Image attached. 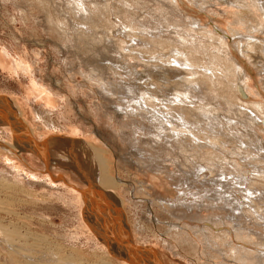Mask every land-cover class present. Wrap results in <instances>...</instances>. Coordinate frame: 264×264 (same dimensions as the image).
<instances>
[{
	"label": "rangeland",
	"instance_id": "1",
	"mask_svg": "<svg viewBox=\"0 0 264 264\" xmlns=\"http://www.w3.org/2000/svg\"><path fill=\"white\" fill-rule=\"evenodd\" d=\"M48 1L0 0V96L8 98L36 139L50 140L51 137L57 138L59 139L58 146L63 143L62 149H64V139H69V141L83 140L84 145L88 146H84L85 151L90 150V155H92L90 157H93L89 158V155L87 156L89 167L94 175L95 182L93 184L95 186L93 187L80 176L81 169L79 167L76 169L75 162L77 163L78 160L76 156L77 147L74 148V146L67 143V145L69 144V148H66L68 150L64 151L67 156L61 153V146L57 149L51 148L47 169L45 163L35 153L22 150L14 145L13 135L9 127L6 126L8 134L0 131V264H48L53 261L54 257L64 260L60 264H99L100 261H105V264H122L124 260L114 256L108 249L109 256L89 238L86 232L82 234L78 218L79 206L68 202L66 197L63 199L61 192L55 190L58 187L59 189L64 188L69 190L72 189V186L86 189L88 188V184L92 186L91 188L96 187V189L105 191L116 198L118 209L122 212L133 242L140 246L152 247L159 255L161 264H206L210 261L208 252H201L200 254L197 251L198 254H195V248L193 249L191 245L186 246L188 244L186 241L180 242L176 240V235H172V233L170 236L166 235L167 241H164L162 237H164L163 232H165L166 226L163 224L155 226V224H152L146 218L147 206L145 202L140 200L141 197H145V194L139 195L135 190L137 181L144 177L138 175L133 168L131 169L125 165V161L121 158L125 152V148L111 134L113 129L114 131L116 130L117 122L110 117V114L105 115L102 112V109L98 107L97 100L94 99V94L93 98L90 96V89L95 90L96 85L93 82L85 83L83 81V72L89 71V68L86 67L85 61L80 58L86 55L84 50L81 49L83 48L82 43L79 41V44L76 45L67 36L69 32L56 30L58 28L56 22L61 23L59 27L65 25L63 23H72V26L69 24V31L74 25L76 26L74 23H76L77 19L72 15L75 10L71 11L66 6L68 12L61 13L57 11L56 4L62 2V0ZM97 1L100 2L95 4L96 7L94 5L92 7L93 3L87 0L94 13L97 16L100 13L101 17H97L96 23H106V27L108 28L120 29L119 31L122 34L116 33V35L121 36L120 38L123 41H130L129 45L123 43L125 47L126 45L128 47L134 46L132 42L134 44L135 37L130 39V35H140L142 37L146 35L150 37L153 34L152 36L154 37V34H160L162 37L163 32L172 33L177 31L180 34L175 33L172 38L181 47L188 45L186 48H193L191 52L195 54L193 56L196 57V63H200V66L197 67L196 65L194 69L203 72L205 70L202 67L203 64L209 62L211 64L218 63L216 60L217 55L233 60L235 71H232L235 72L234 75L238 77L240 69L246 70L248 75L247 96H243V98L239 96L241 100L264 105V29L255 27V25H258V22L264 23V9L252 6L251 0L247 1L250 3L249 5L247 3L249 8L237 4L238 0ZM163 1L167 2V4ZM164 4L167 6V9L170 7L167 11L168 13L166 12L167 9L162 11L160 7L158 8L159 5ZM106 6L109 9H106ZM63 15L70 17V21L62 22L61 17ZM71 19L75 20L71 22ZM195 21L198 22L196 23ZM124 22L130 24L132 32L124 29ZM62 32H65L64 35L66 37L62 36ZM236 32L239 35H252L256 38L245 36L244 40L250 39L248 42L252 44H248V42L241 44L239 43L240 36ZM107 33L106 31L102 32V34ZM71 34L74 36V30L72 29ZM156 37L157 40H160L158 35ZM136 41H138V47L144 45L154 48L156 54L162 59H166L169 56L181 57V55L176 54L172 49H166L163 52L158 45H145L138 37ZM59 42L72 46L73 51H71L72 56L70 59L75 62L76 66L72 70H67V73L66 71L64 72V58H66V55L60 49ZM132 53L140 55L135 50ZM165 54L166 57H161L165 56ZM236 60L240 62L241 68L236 64ZM131 61L136 60L133 59ZM158 62L167 64L163 60H158ZM135 66L140 70L144 69V65L142 64ZM217 67L215 73L218 77L214 76L213 78L223 80L222 82H225L228 88H232L229 90L235 92V81H232V79L235 80L237 77H234V72L223 74L221 70H218L220 67ZM111 72L114 78H120L119 73H114L112 69ZM209 73L211 72L209 71ZM231 74L232 76H230ZM122 75L124 76L125 74L123 73ZM192 76L196 75L192 74ZM127 80L129 81V79ZM68 81L71 82L70 85ZM237 81L240 82V79L237 78ZM158 82L160 83V81ZM159 83L157 84L160 86L161 84ZM77 84H87V86L82 85L79 87ZM32 87L34 88V92L30 90ZM36 92H39L37 93L38 96ZM224 94L227 95V92L225 91ZM43 96L44 98L42 99ZM51 96L55 97V100L51 104H45L47 98ZM56 97H59L58 102H56ZM240 98H235L233 102L239 103ZM237 103L232 104L234 111L247 110L246 107L240 106ZM75 104L79 106L80 112L83 115L76 111ZM217 107L220 110L228 108L225 104L218 105ZM192 116L194 117V115ZM66 125L78 129L77 132L70 133L65 128ZM2 127L5 126H0V128ZM95 130H100L104 139L99 138L95 134ZM258 134L264 137V130H258ZM211 138L217 139V142L220 141L219 143L224 146L221 151H224L221 153V160L215 159L218 162L213 163L215 168L221 163L220 165L223 167L230 168V170L235 169L236 162L242 163L241 161H248L253 156V152H257L258 150L255 147L253 148V146L245 147L243 145L240 151L238 149L241 143L236 138H234V141L226 142L223 139H229L230 136L227 134L224 136V133L214 134ZM248 138L249 136L247 135L243 137L247 141L249 140ZM6 144L11 151L3 148ZM73 150L75 153H73ZM68 151L72 152L69 153L70 156L68 155ZM93 151L100 152L101 162L105 169L104 179L112 186L104 188L98 182V178H101L99 172L100 164H98L97 155ZM47 153L49 155V152ZM260 154L257 155L258 157H254L257 159L255 161L257 163L247 164L246 167L240 166L242 173L249 174L251 183L258 181L264 184V149L261 150ZM69 158L75 162L71 163V159ZM118 158H121L122 161ZM258 160L260 161L258 162ZM10 165H15L14 170L17 173L14 174L16 176L13 174V168ZM255 165L263 172L257 173L254 169ZM171 169H174V167L171 166ZM118 177L130 182L132 187L121 185L117 180ZM259 183L256 185L260 186L261 184ZM168 188L171 189V195L173 194L174 196L176 192L173 186L168 185ZM261 189L262 191L264 190L263 187ZM74 191L77 192V189ZM137 195L138 197H135ZM258 204L261 208L264 207V202H259ZM152 208L153 214L160 217L161 220L165 221L169 217L164 210L159 209L156 205L152 206ZM247 208L248 210L251 209L249 206H246ZM186 221L189 224H194L195 222L191 219H186ZM163 229L165 230L163 231ZM200 240L202 239H197L199 244H202ZM233 240L236 242L235 237H233ZM212 242L215 244V240ZM20 245H22L24 251H20L17 248ZM217 262L218 264L221 263L220 260H217Z\"/></svg>",
	"mask_w": 264,
	"mask_h": 264
},
{
	"label": "bare ground",
	"instance_id": "2",
	"mask_svg": "<svg viewBox=\"0 0 264 264\" xmlns=\"http://www.w3.org/2000/svg\"><path fill=\"white\" fill-rule=\"evenodd\" d=\"M90 1L93 3L92 7L100 2L97 0ZM238 1L240 3L238 2L237 4H241L244 7H248L250 4L248 3L249 0ZM163 2L165 3V1ZM165 4H167V2ZM165 4L159 5L158 8L160 7L161 10L164 11L167 9ZM251 5L264 9V0H251ZM56 6L58 9L57 11L61 13L68 12L66 6H68L71 11L75 10L72 15L77 19L74 24L78 26L76 27L73 24L74 26L71 28L74 30V36L71 34V29L69 31L68 28L69 24L71 25L72 23H63L65 25L59 27L61 23L56 22L59 28L56 30L69 32L67 36H69L76 45L79 44V41L82 43L83 48L81 49L84 50L86 55L80 58L85 61L86 67L89 68V71L83 72V81H85V83L93 82V84L96 85L95 90L92 88L90 89V96L93 98L94 94V99L97 100L98 107L102 109V112L105 115L110 114V117L117 122L116 130L114 131L113 129L111 134L119 141L120 145L122 144L125 148V152L121 156L123 161H125V165L131 169L133 168L138 175L144 177L137 181L138 183L135 186V190L139 195L145 194V197L143 196L140 199L139 196V199L146 203L147 209L145 215L148 221L155 224V226L157 224L166 226V230L163 229L165 232H163L164 237H162V239L167 241L166 235L170 236L172 233V235H176V240L180 242L186 241L188 243L186 246L191 245L193 249L195 248V254H198V252L200 254L201 252H208L210 261L206 264H218L217 260L221 261L220 264H264V207L261 208L258 204L259 202H264V190L262 191L261 189L262 187L264 188V184L258 181L251 183L249 174L242 173L240 167H246L247 164L250 165L253 162L257 163L255 162L257 159L254 157L259 155L261 150L264 149V137L258 134V130H264V105L249 103L240 98L247 96L248 75L246 70L240 69L238 77L237 75L235 76V65L234 62H232L233 60L218 55L216 57L218 63L211 64L209 62L202 65V67L205 68L203 72L194 69L196 65L199 67L200 63H196V57L193 56L195 54L191 52L193 48H186L188 45L181 47V45L172 38L174 36L173 34L177 33V31H170L172 33H164L161 31L163 32L162 37L160 34H156L160 40H157L155 34L154 37L152 36L153 34H151L150 37L146 35L145 37L130 35V39L135 37L134 44L131 41L134 46L128 47L126 45L125 47L123 43L128 44L130 41L128 39V41H123L120 38L121 36L116 35V33L122 34V32L119 31L120 29H117V31L114 28L106 27V23H96L100 13L97 16L87 0H62V2L56 4ZM102 6L104 7V5ZM107 8L106 6V9ZM58 18L60 19V17ZM61 18L62 22L70 21V17H66L65 15ZM73 20L71 19V22ZM195 22L197 23L198 21ZM124 24V29L127 31L130 30V24L125 22ZM257 24V26L255 25L256 28L264 29V23L258 22ZM103 31L108 33L102 34ZM130 31L132 32V30ZM64 33L62 32V36H65ZM236 34L239 35L238 32H236ZM239 36V43L241 44H245L250 40L248 39L245 41V36H250L249 38L255 37L246 34H241ZM137 37L145 45H158L163 52L166 49H172L176 54L181 55V57L169 56L166 59H162L156 54L154 48L144 45L138 47V41H136ZM248 44L252 43L248 42ZM59 45L60 49H62L63 53L66 55V58H64V72L66 71L67 73V70H72L74 66H76L75 62L70 59L72 56L71 51H73L72 46L60 42ZM134 50L135 52L138 51L140 55H138V53H132ZM160 51L157 52L161 53ZM161 57H166V54ZM133 59L136 61H131ZM158 60H163L164 63L167 64H161L162 62L159 63ZM141 64L144 65L143 70L135 66ZM236 64L240 67L239 61H237ZM217 66L220 67L218 70H221L223 74L234 72V77L240 79V82L237 81V78H235V80L232 79V81H235V92L229 90L232 88H228L225 82H222L223 80L221 81L217 78H213L217 76L215 73L218 68ZM111 69L114 73H119L120 78H114L111 74ZM209 71L211 73H209ZM123 73L125 74L124 76L122 75ZM192 74L196 76H192ZM230 76H232V74ZM127 79H129V81ZM158 81H160V83ZM68 82L70 85L71 82ZM157 83L161 85L159 86ZM77 85L79 87L82 85L87 86V84ZM32 88L30 90L34 92V88ZM225 91L227 95L224 94ZM37 93L39 92H36V95ZM43 98L44 96L42 99ZM235 98H240L239 103L236 101L235 103L246 107L249 111L238 109H236L238 111H234L232 104H235L233 102ZM54 100L55 97H48L45 104H51ZM6 101L11 105L8 98ZM58 101L59 97H56V102ZM223 104L228 108L220 110L217 106ZM75 109L81 114L79 106L76 104ZM192 115H194V117ZM65 128L70 133L77 132L78 130L70 125H66ZM0 131L8 134L6 126L0 128ZM217 133H224V136L225 134L230 136L229 139H223L226 142H231V140L234 141V138H236L238 142L241 143L238 149L240 151L242 150L241 147L245 145V147L253 146L256 150L258 149L257 152H260H253V156L250 157L251 159L249 158L248 161H241L242 163L234 162L236 164L234 167L235 169L230 170V168L228 169L220 165L221 163L215 168L213 163H217L219 161L218 159L221 158V153L224 152H221L224 146L219 143L220 141L217 142V139L211 138L212 135ZM95 134L99 138L104 139L100 130H95ZM246 135L249 136L248 141L243 139ZM58 140L57 138L51 137L44 146L46 152L44 160L45 165L48 166L51 148L57 149L61 146V150H59L64 156H67L64 151L68 150L66 148H69L68 145L71 144V146H74V148L77 147L78 149L76 152L78 160L76 163L69 158L71 159L70 162H75L76 169H78V167L81 169V175H78L83 177L94 187V175L89 167L87 156L89 155V158L93 157H90L92 156L90 155V150L85 151L84 149V146H88L84 145L83 140L69 141V139H64L63 141L66 145L64 144V149H62V140L60 139L62 144L59 146ZM223 140H221V142H223ZM67 143L69 144L67 145ZM14 145L22 150H31L25 143L20 146L16 141ZM110 146L112 147V145ZM3 148L10 150L7 144ZM30 152H32V150ZM47 152H49V155ZM69 153L72 152L68 151V155ZM73 153H75L74 150ZM94 153L97 155L98 164H100L99 172L101 178H98V182H100V185L104 188H106V186H112L104 179L105 169L101 162L100 152ZM224 155L226 154L224 153ZM3 157L5 158V156ZM121 158L118 159L121 160ZM259 161L260 160H258V162ZM10 166L13 168V174L17 173V171L14 170L15 165ZM171 166H173L174 169H171ZM19 167L21 166L19 165ZM254 167L257 173L263 172L256 165ZM14 175L16 176V174ZM117 180L121 185H129L130 188L132 187L131 183L123 178L118 177ZM258 183L261 185H256ZM168 185L173 186L176 192L174 196L173 194L171 195L172 191L168 188ZM63 189H59V187L57 189L55 188V190L61 192L63 199L66 197L68 202H72L71 204L79 206L78 218L82 234L86 232L89 238L110 256L108 253V246L102 242L95 233L93 234V231L83 218L82 209L84 207V201L82 194L79 193L78 190L77 192L79 194L74 191L76 189L75 187L69 190ZM90 194L93 197H100L103 202L107 204L108 207L105 215L108 216V212L112 213V210H115L116 207L118 210V202L111 194L102 190L100 191L96 189V187L92 188ZM135 197H138V195ZM110 201L111 203H109ZM155 205L159 207V209L161 208L164 210L166 215L169 216L165 221L153 214L152 206ZM246 206H249L251 209H246ZM115 217L116 219L114 220H116L117 224H120V229L126 234V238L131 237L124 219L120 216ZM156 217L158 218L156 219ZM186 219H191L195 222L194 224H189L186 223ZM111 220L112 218L109 223H111ZM233 237H235L236 242L233 240ZM197 239H202L200 240L202 244H199ZM213 240H215V244H213ZM17 248L20 251H24L22 245ZM152 250L154 251L153 248ZM153 257L158 259V262L161 264L159 255L154 254ZM52 260L53 261L48 264H60L64 261L61 258L58 259L55 257ZM105 263V261L99 262V264ZM122 264L130 263L124 260Z\"/></svg>",
	"mask_w": 264,
	"mask_h": 264
},
{
	"label": "water",
	"instance_id": "3",
	"mask_svg": "<svg viewBox=\"0 0 264 264\" xmlns=\"http://www.w3.org/2000/svg\"><path fill=\"white\" fill-rule=\"evenodd\" d=\"M0 126L9 127L14 141H17L18 145L22 146L21 144L25 143L32 152L45 162L46 152L44 146L48 139H36L18 115L15 107L6 101V97L4 96H0ZM46 167L48 169V166ZM76 189L83 197L84 207L82 209V215L84 220L93 233L108 246L112 254L120 259L126 260L130 264H160L158 259L153 257L154 254L158 255L155 250L153 251L149 246L135 244L132 237L126 238V234L120 229V224H117L116 220H114L116 219L115 216L123 218L121 210H117V208L114 210L112 208V213L108 212L112 217L107 216L105 215L108 207L107 204L100 197L91 196V185L88 184V188L86 189ZM111 218V223H109ZM129 234L131 233L129 232Z\"/></svg>",
	"mask_w": 264,
	"mask_h": 264
}]
</instances>
